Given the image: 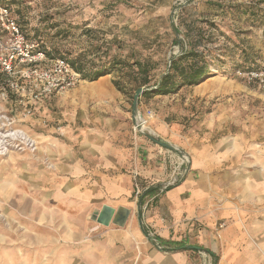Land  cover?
I'll return each mask as SVG.
<instances>
[{
	"label": "rangeland",
	"instance_id": "rangeland-1",
	"mask_svg": "<svg viewBox=\"0 0 264 264\" xmlns=\"http://www.w3.org/2000/svg\"><path fill=\"white\" fill-rule=\"evenodd\" d=\"M0 2L9 4L30 40L55 56L84 65L89 71L101 67L114 69L101 78L105 80V98L97 93L95 85L101 79L93 82L82 79L48 113L40 118L31 117L37 119L39 125L25 127L27 119L20 115L21 107L18 114L7 115L15 121V129L25 132V139L32 147L12 145L8 154L0 157V264H46L52 256L50 248H46L51 240L62 241L71 230L88 240L97 233L96 229L107 227L97 225L91 217L89 220L93 223L89 229L83 228L82 223H63L72 189H88L89 181L78 182L71 178L70 169L55 176L56 165L62 162L70 168L74 160L90 164L81 146V140L89 134L93 140L99 135L117 150L126 143L134 146L138 137L149 140L134 130L132 105L136 91L133 89L137 79L142 77L136 63L146 61L153 68L151 85L160 81L169 70L172 57L181 54L176 41L189 49L182 21L200 26L202 15L224 33L226 38L221 37V41L229 46L227 56L221 58V62L212 63L214 75L197 87L150 99L142 95L139 109L142 114L153 111V118L146 123L153 134L140 131L159 135L186 152L190 159L191 150L201 143H216L225 137L239 139L240 163L216 172L248 173L249 180H224V184L240 183V190L228 196V203L239 220L244 217L264 220V85L240 68L244 65L241 59L245 49L264 74V0ZM208 2L222 3L226 8L241 4L254 16L238 15L229 9L218 11L209 7ZM216 46L219 45H212ZM247 67L249 64H245V69ZM115 81L121 84L122 91L115 87ZM0 111L5 112L1 107ZM4 123L1 122L0 127ZM59 145L63 147V160L59 156ZM169 153L178 159L175 153ZM60 195L64 197L61 202L64 213L54 205ZM145 202L142 201V205ZM39 207L47 215L48 223L39 222ZM76 216L69 213L67 219L73 220ZM235 224L240 237H246V241H237L238 248L262 254L264 244L253 231H263L264 223ZM41 238L44 239L43 249Z\"/></svg>",
	"mask_w": 264,
	"mask_h": 264
},
{
	"label": "crops",
	"instance_id": "crops-1",
	"mask_svg": "<svg viewBox=\"0 0 264 264\" xmlns=\"http://www.w3.org/2000/svg\"><path fill=\"white\" fill-rule=\"evenodd\" d=\"M101 80L95 85L97 93L105 98V80ZM68 93L43 100L36 105L34 115L42 117ZM1 108L5 115H16L20 111L14 103ZM37 121L30 117L24 120L25 127L39 125ZM81 141L90 164L74 160L70 168L62 162L56 165L55 176L70 169L71 178L78 182L89 181L88 189H72L66 213L62 216L63 223H82L83 228L89 229L93 223L89 217L92 219L94 211L104 208L129 209L131 216L125 227L111 224L96 229L97 233L88 240L73 230L62 241L51 240L46 248H50L52 256L46 264H200L199 250L207 251L217 264H264V252L238 248L237 241H246V237H240L239 227L235 224L264 223V220L245 217L239 220L228 203V196L240 190L239 181L249 180V174L216 172L219 168H231L240 163L239 139L225 137L216 143H201L191 150V170L177 185L165 191L158 187L169 181L178 159L174 155H161L160 147L151 141L138 137L134 146L126 143L119 150L112 149V145L101 140L99 135L93 140L89 134ZM58 147L63 160V147ZM67 158L74 159L73 156ZM137 179L149 184L145 190H140L142 196L150 188H157L153 195L142 200L146 201L142 205L144 226L156 241H150L143 234L138 222ZM232 179L239 181L224 184V180ZM63 200L62 195L55 199L56 210L63 212ZM149 202L153 203L147 209ZM69 213L77 216L68 220ZM38 214L39 222L48 223L47 215L40 207ZM220 223L228 225L227 228L219 230ZM256 230L254 236L258 235L264 244V228L263 231ZM40 242L42 249L45 248L44 239Z\"/></svg>",
	"mask_w": 264,
	"mask_h": 264
},
{
	"label": "built area",
	"instance_id": "built-area-1",
	"mask_svg": "<svg viewBox=\"0 0 264 264\" xmlns=\"http://www.w3.org/2000/svg\"><path fill=\"white\" fill-rule=\"evenodd\" d=\"M252 79L260 80L264 85V74L250 73ZM81 81V76L71 64L62 58L51 59L36 41L30 40L13 11L0 2V107L14 103L22 108L20 115L25 119L32 117L36 105L43 100L74 90ZM4 118V119H3ZM153 111L143 114V122L149 123ZM0 157H5L12 145L28 144L23 130L15 129V121L0 111ZM139 126V124H138ZM139 127L134 128L136 134H141ZM170 151L161 148V155H170ZM189 162L178 156V161L169 181L160 188L165 191L180 182L185 175L183 167ZM181 175V179H177ZM136 178V177H135ZM137 186V195H141ZM148 206V205H147ZM146 206V208H147ZM145 208V209H146ZM226 227L219 224V230ZM156 241V240H154ZM200 264H217L216 260L205 250H199Z\"/></svg>",
	"mask_w": 264,
	"mask_h": 264
},
{
	"label": "trees",
	"instance_id": "trees-1",
	"mask_svg": "<svg viewBox=\"0 0 264 264\" xmlns=\"http://www.w3.org/2000/svg\"><path fill=\"white\" fill-rule=\"evenodd\" d=\"M2 4L10 8L9 4ZM208 6L214 7L215 10L217 9L218 11L222 12H224L226 9H229L238 15L249 14L254 16V13H252L249 8L247 9L241 4L229 5L226 8V5H223L222 3L208 2ZM183 12H186V9H184ZM201 19L200 26L197 25L199 23L191 22L188 24L185 20L182 21V26L185 27L184 35L186 37L189 49H187L183 43L176 41L178 45H181L182 52L180 55L172 57L169 70L160 81L156 82L154 85H151V72L153 71V68L146 61L136 63L138 74L142 77L137 79L136 83L134 84V92L142 87H147L150 90L143 94L144 98L150 99L156 96H170L179 93L186 87H197L209 77L214 75L212 71V63L221 62V58L227 54L229 46L226 42L221 41V37H226L215 23L209 21L205 15H202ZM212 45L219 46L213 48ZM41 47L45 50L49 58H62L67 60L75 69V71L80 74L81 80L84 79L92 82L98 81L99 79L111 74V72L114 70L113 68L101 67L95 69L94 71H89L84 65H79L77 62L69 61V59L62 56H55L43 46ZM242 53L243 57L241 60L244 65H241L240 68H242L243 71L246 72L247 70L248 74H259L263 72V69L257 65V63L254 61L255 59L251 57L249 52L244 49L242 50ZM245 64H249L247 69H245ZM114 85L119 91H122L121 84L118 81H115ZM137 185L141 190H145L149 186L148 182L141 183L139 179H137ZM156 191L157 188H150L145 192L144 198L149 197V195H153V193ZM141 196L142 195H140V197ZM151 206L152 203H149L147 208L150 209Z\"/></svg>",
	"mask_w": 264,
	"mask_h": 264
},
{
	"label": "water",
	"instance_id": "water-1",
	"mask_svg": "<svg viewBox=\"0 0 264 264\" xmlns=\"http://www.w3.org/2000/svg\"><path fill=\"white\" fill-rule=\"evenodd\" d=\"M179 51L181 53V46L180 45H179ZM148 90H150V89H148L146 87H142L136 91L135 96H134V102L132 105V117H133V121L135 122L136 127L141 126V123L140 124L138 123V118L143 120V114L141 113V111L139 109V101H140L141 96ZM138 124H139V126H138ZM138 130L140 131V129H138ZM140 133L142 135H144L145 137H148V139L150 141H152L153 143L175 153L180 158H182V159L188 158L189 162L187 165H185L183 167V172H184V174L189 173V171L191 170V159L186 152L180 150L179 148H177L176 146L167 142L163 138H155L153 136L142 133L141 131H140ZM186 154H187V157L184 156ZM177 179L178 180L181 179V175H179ZM162 187H163V185H159L158 188L160 189ZM142 200H143V196L141 197V200H140L139 205H138V222H139V225H140V228H141V231L143 232V234L150 241H152V240H155V237L146 229V227L144 226V223H143ZM130 216H131V210H129V209L119 208L118 210H114V209H110V208H104L101 211L100 210L94 211L93 216H92V220L96 221L102 225H105V226H109L112 223L118 227H125ZM194 249H197V248H194Z\"/></svg>",
	"mask_w": 264,
	"mask_h": 264
},
{
	"label": "bare ground",
	"instance_id": "bare-ground-1",
	"mask_svg": "<svg viewBox=\"0 0 264 264\" xmlns=\"http://www.w3.org/2000/svg\"><path fill=\"white\" fill-rule=\"evenodd\" d=\"M138 122H139V124L141 123V126H140V129H141V130H144V131H147L148 133H152V134H153L151 127H149L147 124H145V122H143V120H141L140 118H138ZM147 135H149V134H147ZM150 136H153V137H155V138H162V137H160V136L157 135V134L150 135ZM176 147H177V146H176ZM177 148H178V147H177ZM184 159H185V158H184ZM186 159H188V158H186Z\"/></svg>",
	"mask_w": 264,
	"mask_h": 264
}]
</instances>
